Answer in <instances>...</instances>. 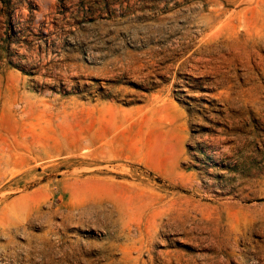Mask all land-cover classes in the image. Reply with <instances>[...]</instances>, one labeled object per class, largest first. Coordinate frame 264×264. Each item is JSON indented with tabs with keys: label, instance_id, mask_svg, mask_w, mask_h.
Here are the masks:
<instances>
[{
	"label": "rangeland",
	"instance_id": "374dc122",
	"mask_svg": "<svg viewBox=\"0 0 264 264\" xmlns=\"http://www.w3.org/2000/svg\"><path fill=\"white\" fill-rule=\"evenodd\" d=\"M0 162V264H264V0H0Z\"/></svg>",
	"mask_w": 264,
	"mask_h": 264
},
{
	"label": "bare ground",
	"instance_id": "6f19581e",
	"mask_svg": "<svg viewBox=\"0 0 264 264\" xmlns=\"http://www.w3.org/2000/svg\"><path fill=\"white\" fill-rule=\"evenodd\" d=\"M214 22V18H210V23ZM169 58V57H167ZM215 58V57H214ZM199 59V58H198ZM197 59V60H198ZM199 61V60H198ZM150 65V64H149ZM175 65V64H174ZM173 66V65H172ZM191 66V65H190ZM167 72V71H166ZM173 72V71H172ZM192 72V71H191ZM173 76V75H172ZM2 162H0V176L3 174V171H2ZM141 245V244H140ZM137 248V247H136ZM143 248V247H142ZM140 249V248H139ZM142 250V249H141ZM138 252V251H137Z\"/></svg>",
	"mask_w": 264,
	"mask_h": 264
},
{
	"label": "trees",
	"instance_id": "16d2710c",
	"mask_svg": "<svg viewBox=\"0 0 264 264\" xmlns=\"http://www.w3.org/2000/svg\"><path fill=\"white\" fill-rule=\"evenodd\" d=\"M10 30H11V29H10ZM15 34H17V33L15 32ZM9 64L13 65L12 63H9Z\"/></svg>",
	"mask_w": 264,
	"mask_h": 264
}]
</instances>
